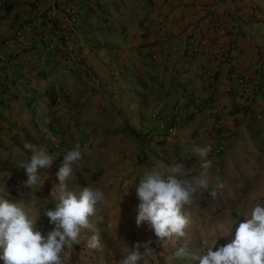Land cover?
I'll use <instances>...</instances> for the list:
<instances>
[{"label": "crops", "instance_id": "1", "mask_svg": "<svg viewBox=\"0 0 264 264\" xmlns=\"http://www.w3.org/2000/svg\"><path fill=\"white\" fill-rule=\"evenodd\" d=\"M71 5L78 31L51 50L56 32L69 35ZM219 40L224 50L215 54ZM191 44L200 46L192 55ZM25 142L55 156L40 170L49 177L42 189L24 185ZM76 143L83 157L67 184L104 192L91 218L103 247L90 250L82 239L70 264H116L148 240L165 264L173 250L161 257L154 231L136 223V186L157 166L184 163L197 174L193 143L212 145L213 182L218 176L225 187L216 200L201 190L183 208L189 249L231 242L251 207L264 204V0H0V196L22 203L45 236L54 227L44 208H54L58 162Z\"/></svg>", "mask_w": 264, "mask_h": 264}, {"label": "clouds", "instance_id": "2", "mask_svg": "<svg viewBox=\"0 0 264 264\" xmlns=\"http://www.w3.org/2000/svg\"><path fill=\"white\" fill-rule=\"evenodd\" d=\"M23 147L31 152L30 158L18 165L28 176L24 185H39L42 189L49 177L42 178L40 170H49L55 156L49 153L46 145L38 147L25 142ZM84 149H87L86 145ZM188 151L199 158L200 171L197 174L189 176L184 163H176L166 170H161L160 166L146 170L139 179L136 186L139 201L137 225L147 222L154 231L158 238L156 243L163 248L159 252L161 257L173 250L171 256L166 257L165 264H171L173 259H190L198 264H264V204L261 203L251 207L231 242L216 248L217 240L210 246L205 245L201 252L190 251L186 239L190 219L183 208L190 206L201 190L213 200L218 199L219 190L225 185L218 176L213 182V162L208 158L212 152L211 144L200 146L193 143ZM82 157L81 145L76 143L64 155L56 172L59 183L53 184L48 195L54 208H44V214L54 227L46 236L35 230V219L29 216L22 203L10 202L0 196V260L4 264H70L74 246L80 245L82 239L86 240L88 249H102L99 231L91 218L97 213V205L105 200L104 192L92 186L73 191L67 184L73 173V164ZM43 203L48 205L49 201L46 199ZM89 232L92 234L87 235ZM152 244V240L135 243L116 264H159Z\"/></svg>", "mask_w": 264, "mask_h": 264}, {"label": "built area", "instance_id": "3", "mask_svg": "<svg viewBox=\"0 0 264 264\" xmlns=\"http://www.w3.org/2000/svg\"><path fill=\"white\" fill-rule=\"evenodd\" d=\"M76 8L71 5V6H68L66 8V11H65V14L63 16V24L66 25V27L68 28V32H69V35L65 36L64 38H61V36L58 35V32H56V35L54 37V39H51L48 41V47L51 49V50H55L56 48H59L61 49V47L63 48L65 46V41L68 40L70 38L71 35L75 34L77 31H78V28H79V21H78V18H77V15H76ZM224 32V30H222V33ZM78 44L82 45V41L79 40L77 41ZM200 50V46L198 44H191L190 46H187L185 48V51L188 52V54H193L197 51ZM224 50V45H223V41L219 40L215 47L212 49L213 53L215 54H221ZM157 56H154V58H156ZM210 73V72H209ZM246 81L245 77H241L239 82L241 84H244ZM245 94H249V92L246 90V89H243L242 91V95H245ZM184 102L187 101V97L186 96H183V99H182ZM165 124H162V127H164ZM176 130V128L174 126H171L170 128H168V132L169 133H172ZM217 149L216 151L218 153L222 152L225 147L224 145H217Z\"/></svg>", "mask_w": 264, "mask_h": 264}, {"label": "rangeland", "instance_id": "4", "mask_svg": "<svg viewBox=\"0 0 264 264\" xmlns=\"http://www.w3.org/2000/svg\"><path fill=\"white\" fill-rule=\"evenodd\" d=\"M112 5H114V3H112ZM60 73H61V76H63V75L65 74L64 71H61ZM174 132H175V131H174ZM172 133H173V132H172ZM142 157H143V155H142ZM149 158H150V157H149ZM150 159H151V158H150ZM62 161H63V159H61V160L58 162L59 167H60Z\"/></svg>", "mask_w": 264, "mask_h": 264}]
</instances>
